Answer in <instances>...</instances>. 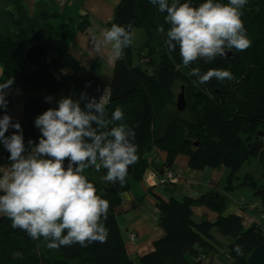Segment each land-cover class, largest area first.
<instances>
[{"label":"trees","instance_id":"1","mask_svg":"<svg viewBox=\"0 0 264 264\" xmlns=\"http://www.w3.org/2000/svg\"><path fill=\"white\" fill-rule=\"evenodd\" d=\"M174 2L177 0H169V4ZM178 2L198 7L206 0ZM214 2L227 4L228 0ZM242 12L241 19L251 47L244 51L232 49L229 58L217 57L211 62L201 58L185 66L179 48L169 53L165 46L170 28L165 21L167 13L159 12L151 0H121L117 4L105 28L113 23L142 28L146 45L137 55L133 45L126 48L121 58L127 74L136 84L134 93L125 100L106 103L108 118L119 107L124 113L122 122L135 132L133 142L138 145L139 159L132 165L133 173L126 176L121 187L119 182L103 179L106 175L103 168L99 171L94 167L86 168L84 172L97 188V195L109 201L107 219L103 221L109 230L107 241L93 242L87 247L73 244L49 249L43 238L31 239L26 232L13 228L12 221L0 213V264H204V260L216 257L223 264H248L251 253L264 244V220L246 227L240 215L225 216L229 199L219 193H209L198 199L186 197L182 201H164L156 197L164 237L137 263L128 254L116 215L132 183L149 177L154 160L149 155L156 158L159 152L167 153L162 164L164 172L173 170L179 155L188 157L189 167L194 170L227 169L226 191L253 190L254 196L262 201L260 209L264 214V187H260L251 174L239 176L250 158H258L263 152L252 149V144L264 142V0H247ZM62 16L63 13L44 14L40 19L44 23L49 18ZM11 20L18 34L10 37L0 33V63L5 79L14 78L13 86L24 95L21 126L26 141L35 138V116L58 107L57 102L62 97L79 100L81 94L86 93L89 98L99 100L106 84L70 53L68 24H64L60 32H53L56 48L51 58L40 69L26 71L20 58L33 26L29 21ZM161 25L165 29L163 34L157 31ZM79 27L86 31L90 20ZM145 50L147 54L143 56ZM193 68H199L201 74L209 69H226L233 79L218 81L213 78L199 84L198 77L190 75ZM183 88L186 109L179 112L176 102ZM48 96L53 97L51 103L46 100ZM85 103L81 101L82 108ZM186 139L199 141L196 153L189 143L185 144ZM8 153L0 152V167ZM195 206L208 208L218 218L214 222L196 220ZM237 245L241 254L235 251ZM17 252L21 254L19 258L14 257Z\"/></svg>","mask_w":264,"mask_h":264},{"label":"clouds","instance_id":"2","mask_svg":"<svg viewBox=\"0 0 264 264\" xmlns=\"http://www.w3.org/2000/svg\"><path fill=\"white\" fill-rule=\"evenodd\" d=\"M151 2L159 12L167 13L165 21L170 28L165 46L169 53L178 47L185 66L201 58L211 62L232 49L251 47L241 19L247 0H228L227 4L206 0L198 7L178 0L171 4L169 0ZM157 31L163 34L164 26ZM135 33L132 24L113 23L103 31L102 41L93 42V48L100 53L104 45H110L111 57L120 59L133 45ZM190 75L198 77L199 84L213 78L233 79L226 69H209L201 74L199 68H193ZM13 84L14 78L0 83V109L5 112L0 118V143L10 153L11 162L0 167V213L31 239L43 238L49 249L105 243L109 230L103 221L109 201L97 195V188L84 175L85 169L103 168L105 181L119 182L123 187L129 167L139 159L138 145L133 142L135 132L122 122V110L117 107L111 118L107 116L104 97L111 89H106L99 100L86 93L79 100L62 97L58 107L35 118L41 137L38 144L29 140L26 147L21 124L7 114V90ZM46 100L51 103L53 97ZM81 101H86L83 108ZM10 129L15 131L6 136ZM235 251L241 254L239 245ZM20 256L19 252L14 254L15 258Z\"/></svg>","mask_w":264,"mask_h":264},{"label":"crops","instance_id":"3","mask_svg":"<svg viewBox=\"0 0 264 264\" xmlns=\"http://www.w3.org/2000/svg\"><path fill=\"white\" fill-rule=\"evenodd\" d=\"M120 1L0 0V33L10 37L18 34L12 23V18L31 22L33 31L30 33L29 38L33 34L45 33L54 36V31H60L54 24L55 21L59 20L63 22L61 23V27L64 24H68L71 30L68 42L70 53L100 77L105 82L106 89H108L114 76L115 67L121 58L115 59L111 57L110 45H104L101 52L97 53L93 48V42L103 40V31L106 29L105 25L112 20L115 7ZM55 13H63L62 18H49L44 23L40 19L44 14ZM85 20H90V27L83 32L79 26ZM5 80L4 69L0 63V83H3ZM7 93V114L12 117L13 122L18 121L21 124L24 119V95L13 85L7 90ZM4 114V110L0 109V118ZM36 117L33 118V123ZM14 131V129H10L5 135L10 136ZM34 131L35 138H28L24 141L26 147H28L29 140H32L34 145L38 144L41 133L35 127V124ZM2 146L3 144L0 143V150L3 148ZM9 156L10 153L6 154L2 167L10 165ZM166 157L167 153L165 152L157 153L155 159L161 163V166L152 169L149 177L154 174L153 172L159 173V171L164 169L162 164L166 160ZM151 165H154V160H152ZM173 172L175 175L174 183H164L163 176H158L159 178H157L156 183L159 185L153 188H150V185L148 186L146 182L149 177L143 181L133 182L132 188L124 193L122 204L116 209L118 223L128 254L135 263L142 256L152 252L155 242L164 237V231L160 227V210L156 203V197H160L164 201L171 199L182 201L186 197L198 199L209 193H219L230 199L225 216L240 215L244 218L246 227L263 222L264 214L260 209V199L254 196L253 190L237 188L234 191H226L225 183L229 177L227 169L221 167L194 170L189 167L188 157L179 155L173 166ZM193 213L196 220L214 222L218 218L216 213L204 206H195ZM132 235L136 236L133 242L131 241ZM203 263L223 264L219 262L217 257L206 259Z\"/></svg>","mask_w":264,"mask_h":264},{"label":"water","instance_id":"4","mask_svg":"<svg viewBox=\"0 0 264 264\" xmlns=\"http://www.w3.org/2000/svg\"><path fill=\"white\" fill-rule=\"evenodd\" d=\"M56 39L50 34H33L26 43V48L20 58V63L26 71L40 69L45 62L55 53ZM232 56V52H228L224 58ZM111 94L110 101L125 100L136 90V84L127 74L124 63L118 61L114 76L110 84ZM12 104V103H10ZM176 108L179 112L186 109V100L184 88L182 93L177 98ZM263 135V134H261ZM200 148V143L197 140L192 141V151L196 153ZM252 149L261 151L264 149V142L258 141L252 144ZM133 173L132 165L129 167L128 174ZM159 176H164V170L159 171ZM248 264H264V244L257 247L250 255L247 261Z\"/></svg>","mask_w":264,"mask_h":264},{"label":"rangeland","instance_id":"5","mask_svg":"<svg viewBox=\"0 0 264 264\" xmlns=\"http://www.w3.org/2000/svg\"><path fill=\"white\" fill-rule=\"evenodd\" d=\"M61 23H63V22H60L59 20L54 22V24L59 28V30L61 27ZM135 30H136V33H135V38H134V42H133V49H134L135 55H137L140 51H142L144 49V47L146 45V41H145L144 30L142 28H136ZM70 32H71V30L69 28V36H70ZM146 54H147V52H145L144 55H146ZM176 104H177V102H176ZM2 147H3L2 148L3 150L7 151L4 148V146H2ZM2 149L0 151H3ZM149 157L154 159V165H151L152 169H156V168L161 166V163L158 162V160L155 159L154 156L149 155ZM246 174L253 175L254 178L258 181L259 186L264 187V149H263L261 156H259L258 158H250V161L247 162L242 167V170H241L239 176L243 177ZM229 201H230V199H229ZM260 203H262L261 200H260Z\"/></svg>","mask_w":264,"mask_h":264},{"label":"built area","instance_id":"6","mask_svg":"<svg viewBox=\"0 0 264 264\" xmlns=\"http://www.w3.org/2000/svg\"><path fill=\"white\" fill-rule=\"evenodd\" d=\"M110 94L105 95V97H104L105 103H107L110 100ZM157 177H158V175L154 174L151 177H149L146 182L150 186L156 185ZM163 182L164 183H174L175 182V175H174V172L172 170L171 171L167 170L166 172H164ZM135 239H136V236L132 235L131 240L135 241Z\"/></svg>","mask_w":264,"mask_h":264},{"label":"flooded vegetation","instance_id":"7","mask_svg":"<svg viewBox=\"0 0 264 264\" xmlns=\"http://www.w3.org/2000/svg\"><path fill=\"white\" fill-rule=\"evenodd\" d=\"M192 141H193V140H190V139H189V140L186 139V141H185V144L189 143V144L191 145V149H192Z\"/></svg>","mask_w":264,"mask_h":264},{"label":"bare ground","instance_id":"8","mask_svg":"<svg viewBox=\"0 0 264 264\" xmlns=\"http://www.w3.org/2000/svg\"><path fill=\"white\" fill-rule=\"evenodd\" d=\"M173 171V170H172ZM154 175V174H153ZM159 176V175H158ZM157 178H159V177H157ZM149 186V185H148ZM132 241V240H131ZM133 242V241H132Z\"/></svg>","mask_w":264,"mask_h":264}]
</instances>
